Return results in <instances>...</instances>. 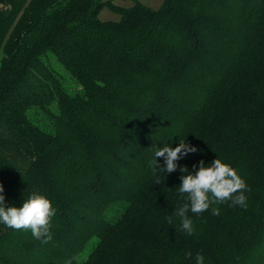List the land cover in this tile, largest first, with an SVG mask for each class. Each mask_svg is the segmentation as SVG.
Returning <instances> with one entry per match:
<instances>
[{
	"label": "trees",
	"instance_id": "16d2710c",
	"mask_svg": "<svg viewBox=\"0 0 264 264\" xmlns=\"http://www.w3.org/2000/svg\"><path fill=\"white\" fill-rule=\"evenodd\" d=\"M184 140L178 166L246 185L191 235L179 167L153 164ZM0 183L55 208L39 239L0 223V264H264V0H0Z\"/></svg>",
	"mask_w": 264,
	"mask_h": 264
},
{
	"label": "clouds",
	"instance_id": "9594fccd",
	"mask_svg": "<svg viewBox=\"0 0 264 264\" xmlns=\"http://www.w3.org/2000/svg\"><path fill=\"white\" fill-rule=\"evenodd\" d=\"M185 148L184 140L175 148L166 144L162 148L155 149L153 164L156 163L155 157L165 156L166 163L162 172L171 173L179 167L182 175L178 193L186 202L177 208L175 215L180 218L181 230L191 235L194 228L193 220L188 215L189 211L198 214L208 210L212 205L227 200H231L233 206H246V195L243 191L246 185L242 176L230 163L217 157L207 164L201 161L195 173L184 166H178L174 161L179 159L178 154ZM196 150L194 146L187 147L185 154ZM153 174L157 177L156 180H161L155 171ZM3 192L4 186L0 183V223L17 230H30L37 239L48 233L50 221L55 215V208L46 195L34 192L29 194L19 207L15 205L6 207ZM212 212L219 214V209L212 207ZM168 223H172L171 217L168 218ZM195 264H204V256L197 254Z\"/></svg>",
	"mask_w": 264,
	"mask_h": 264
},
{
	"label": "rangeland",
	"instance_id": "374dc122",
	"mask_svg": "<svg viewBox=\"0 0 264 264\" xmlns=\"http://www.w3.org/2000/svg\"><path fill=\"white\" fill-rule=\"evenodd\" d=\"M111 1H113L114 3L120 6H125V7H130L136 1H140L152 8H159L164 2V0H111ZM99 17L103 20H119L121 15L106 5L100 11ZM69 82L75 85V82L73 80L72 81L70 80ZM88 253L89 252L86 251L83 254V258L87 257Z\"/></svg>",
	"mask_w": 264,
	"mask_h": 264
}]
</instances>
